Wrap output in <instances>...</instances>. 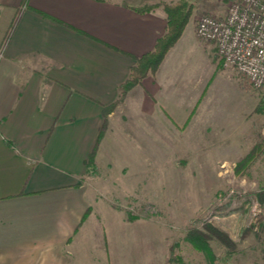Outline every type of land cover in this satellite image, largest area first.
Here are the masks:
<instances>
[{
  "label": "crops",
  "instance_id": "obj_1",
  "mask_svg": "<svg viewBox=\"0 0 264 264\" xmlns=\"http://www.w3.org/2000/svg\"><path fill=\"white\" fill-rule=\"evenodd\" d=\"M155 1L0 0V264H164L89 172L106 157L120 168L132 155L191 153L182 148L210 131L243 125L214 82L237 72L197 37V8L157 71L104 116L165 30L161 8L137 10Z\"/></svg>",
  "mask_w": 264,
  "mask_h": 264
},
{
  "label": "rangeland",
  "instance_id": "obj_2",
  "mask_svg": "<svg viewBox=\"0 0 264 264\" xmlns=\"http://www.w3.org/2000/svg\"><path fill=\"white\" fill-rule=\"evenodd\" d=\"M178 1L139 8L164 11V4ZM182 1L192 4V13L203 10L196 24L201 15H218L214 11L228 4ZM214 77L217 93L235 104L238 100L236 119L243 128H230L228 136L210 131L195 146L182 148L191 153L132 155V165L120 168L106 157L108 162L89 172L100 176L95 190L115 202L133 225L146 228L149 256L162 251L164 264H264V90L253 89L238 73L237 82L218 72ZM224 136L227 146H220ZM207 225L217 230L209 233Z\"/></svg>",
  "mask_w": 264,
  "mask_h": 264
},
{
  "label": "built area",
  "instance_id": "obj_3",
  "mask_svg": "<svg viewBox=\"0 0 264 264\" xmlns=\"http://www.w3.org/2000/svg\"><path fill=\"white\" fill-rule=\"evenodd\" d=\"M222 16L203 14L196 34L256 90H264V0H227Z\"/></svg>",
  "mask_w": 264,
  "mask_h": 264
},
{
  "label": "trees",
  "instance_id": "obj_4",
  "mask_svg": "<svg viewBox=\"0 0 264 264\" xmlns=\"http://www.w3.org/2000/svg\"><path fill=\"white\" fill-rule=\"evenodd\" d=\"M152 7L153 6L137 8V10L140 12H144L152 9ZM192 7L193 6L191 3L182 0L173 4L163 5L166 20L165 30L163 34L156 39L152 50L135 58V62L129 68L127 78L118 86L117 98L111 104L104 108L103 114L105 117L117 106L119 102L123 100L126 93L130 89L139 84L144 77L149 74L153 75L157 71L167 51L176 43V41L181 36L192 14ZM17 18L18 16H15V18L13 19L9 27L7 37L13 29ZM207 228L209 229V233L217 230L210 225H207ZM219 238L222 239V237Z\"/></svg>",
  "mask_w": 264,
  "mask_h": 264
}]
</instances>
